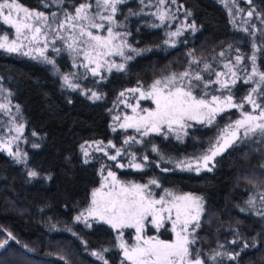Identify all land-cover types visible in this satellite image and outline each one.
Returning <instances> with one entry per match:
<instances>
[{
	"label": "trees",
	"instance_id": "1",
	"mask_svg": "<svg viewBox=\"0 0 264 264\" xmlns=\"http://www.w3.org/2000/svg\"><path fill=\"white\" fill-rule=\"evenodd\" d=\"M19 1L36 9H41L44 2ZM63 1L66 6H75L84 0ZM167 1L191 13L196 26L191 36L192 51L198 58L206 59L234 40L228 14L217 1ZM252 1L264 14V0ZM141 5L140 0L121 4L117 19L127 24L131 40L137 37L144 47L160 45L166 30L151 28ZM190 58L184 45L167 51L151 50L132 60L124 71L113 72L103 81L89 78L86 86L106 97L104 101L93 102L77 92L65 91L49 66L0 50L2 83L22 108L28 137L32 140V133H37L36 143L40 145L28 148L26 170L0 152V239L11 232L20 241L19 244L10 241L6 249L0 250L4 264H102L84 250L76 237L47 229L54 224H70L88 205L91 191L98 185L99 166L93 161L83 162L80 146L111 137L108 107L119 91L148 83L171 69L181 71L189 66ZM217 127L194 125L183 142L155 135L150 141L159 143L161 151L170 155L191 156L209 147ZM259 141L234 144L215 159L212 171H163L151 164L143 170L122 171L121 175L139 181L153 178L164 187L201 195L205 202L202 239L213 245L217 228L237 224L242 226L250 245L236 261L224 259L219 264H264V219L240 211L251 192L264 189V169L260 167L264 143ZM29 170H36L40 176L28 177ZM83 235L90 249H107L113 263L119 257L114 232L108 226L96 224Z\"/></svg>",
	"mask_w": 264,
	"mask_h": 264
},
{
	"label": "snow or ice",
	"instance_id": "2",
	"mask_svg": "<svg viewBox=\"0 0 264 264\" xmlns=\"http://www.w3.org/2000/svg\"><path fill=\"white\" fill-rule=\"evenodd\" d=\"M172 2L175 3V0H172ZM248 2L251 3V0H248ZM122 3H124V0H95L96 9L94 11L91 3H81L75 8L74 14L65 13L64 20L57 22L59 30H68L70 33L66 39L64 37L58 38L65 40L68 49L78 56H83L85 63L81 66L88 69L93 77L99 76L104 79L101 69L105 67L109 72L113 68L118 71L125 69V64L109 61L106 59L107 57L120 56L126 60L133 59L131 55H126L124 51L125 48H130V46L124 40L122 34L115 32L111 26L115 22L114 14L117 11V5ZM159 3L164 4L165 0H159ZM109 10L110 14L105 15L104 13L109 12ZM253 14V11L247 13L249 17H252ZM187 15H191V13H187ZM158 18L161 22H164L166 14L160 12ZM0 21L15 30V38L10 39L7 34L0 36V50L7 53L32 56L33 59L37 58V56L32 55L35 52L39 58H43L47 63H54L52 59L45 55V50L48 47L47 33L33 23V21H47V17L43 12L30 11L28 8L23 7L18 0H0ZM189 27L193 30L196 28L194 23ZM92 29H96L97 33L101 30L106 31L107 35L94 33ZM243 30L248 31L247 28ZM180 34V31L177 30L168 35L175 37ZM25 42L28 45L42 44V47H29L27 51H24ZM52 43L55 44V40ZM165 43L167 44L169 41L166 40ZM253 47L256 46L253 45ZM53 50L57 53L60 51L59 48ZM130 51L135 52L137 50L130 48ZM219 55L223 57L225 53L221 52ZM243 60L244 57L240 55L235 57V64L229 60L224 64L227 72H215V81L206 80L200 71L185 70L179 73L173 72L156 79L147 89H143L142 86L126 89L119 93V98H123L120 103L124 104L126 108H130L132 114H125L123 117L116 115L113 120L117 122L122 120L119 123L121 129L134 128L141 137H147L152 133L164 134L166 130L167 133L176 132V138L179 140L181 136L178 133L187 127H191L189 121L211 125L216 115L225 109H243V104L233 102L230 87V85L234 86L237 80L240 79L236 65L242 64ZM251 61L250 73L243 82L246 84L249 82L256 83V87L252 88L251 92L244 98L248 104L252 105L253 112L241 111L242 118L235 120L234 124L228 125L214 143L210 142V146L204 154L197 157L195 161H179L177 167L182 168V170H195L197 173L202 168L212 171L216 163L215 158L234 143L251 140L257 136L260 138L259 142L264 143V104L257 103L252 95L257 93L264 96V87H261V85H264V71H260L256 67L255 55H252ZM199 63L198 60L193 59L189 62V68L191 69L192 64ZM210 68L209 64H204L203 71L207 72ZM244 71H248L247 67ZM221 77H224V79H221ZM257 77L258 79H255ZM63 81L72 90L80 88L79 84L72 82L69 75L63 76ZM212 84L219 85L220 89L227 90L229 94H212L209 98V93L206 90ZM128 93L136 97L135 104L129 102L126 95ZM82 94H86L90 100H100L102 98L97 92L91 90H87ZM141 100H151L155 107L141 108ZM9 103H0V113L7 115L11 111ZM13 130L17 135L12 136L2 147L17 163H26L27 153H21L19 149L13 152L12 148L8 146L13 140L20 139L24 131V125L18 124L9 131ZM113 131H116V128H113ZM32 135L36 136L37 133L33 132ZM130 141L142 143L141 140H136L135 137H129L124 143L128 144ZM102 143L96 142L97 151H104ZM32 147L38 148L40 145L34 143ZM108 147L115 148L116 146L109 142ZM80 148L84 157H88L87 148L84 145H81ZM152 150L157 151L155 147ZM105 155H108L106 151ZM120 155L121 150L116 149L115 155H110L109 159L116 160ZM132 155L134 156V154ZM143 160L147 161L148 157L144 156ZM83 162L88 163L89 161L85 159ZM119 166L123 167V165ZM131 166L141 169L143 164L134 163ZM260 167L264 169V164H261ZM27 176L38 178L40 174L36 170H29ZM48 179H51V177L49 176ZM149 185L160 187L156 180H151L147 184L124 183L117 179L114 172L108 171L107 176L104 177V183L92 191L91 205L77 215L75 221L83 222L86 227L92 226L90 219L97 222L102 221L110 225L112 229L121 230L117 236V239L120 240L119 248L123 251L121 264H124V261L130 262V264H206V260L201 253L192 247L196 243L193 233L200 228V220L205 211L203 198L187 193L175 194L167 189L164 190V195L156 198ZM245 204L247 207H241V212L254 211L256 215L264 219V194L260 196V207H257V201L252 198L248 199ZM166 223L170 224L171 231L175 236L174 239L164 240L156 235H146V224H150L159 232L161 228H165ZM53 228H55V225H53ZM126 228L135 230V243L128 244L123 241L124 233L122 230ZM68 230L71 231V229ZM10 241L20 243L11 232H8L6 238L0 239V250L6 249ZM230 243L239 244L240 241L234 239ZM23 247L28 248L27 245H23ZM220 247L222 248L223 245H220ZM249 247L250 245L245 242L239 251L232 253L217 251L211 259L215 261L217 257L227 256L229 260L236 261L241 252ZM28 251L32 250L28 249ZM104 251H107V249H104ZM91 254L103 260V264H108L101 253L92 252ZM61 259H64V257H61ZM0 264H4L2 259H0Z\"/></svg>",
	"mask_w": 264,
	"mask_h": 264
},
{
	"label": "rangeland",
	"instance_id": "3",
	"mask_svg": "<svg viewBox=\"0 0 264 264\" xmlns=\"http://www.w3.org/2000/svg\"><path fill=\"white\" fill-rule=\"evenodd\" d=\"M127 1L129 0H124V3ZM215 1H217L227 12L231 27L233 29V32L235 33L234 34L235 37L232 42L226 44L223 48L219 49L212 56L206 59L198 58L192 51L193 41L191 40V36H193V33L196 31V28L195 30H193L191 27H189V25L193 24V22L191 20V15H187V13L189 12L186 11L183 8V6L170 4L168 3L167 0H165L164 4H160L159 0H140V2L142 3L141 11L149 18V21H150L149 24L151 28L162 27L166 30L165 35L160 45L144 47L140 43V40L137 37L132 38L131 40V33L128 31L127 24L124 22H120L117 19V14L119 12V7L121 4L117 5V11L114 14L115 22L111 26L113 27L115 32H119L122 34L124 40H126L127 44L130 46L131 49H136L137 51L135 52L130 51V48L124 49L126 55H131L133 57V59L131 60H126L124 57H120V56H110V57H107L106 59H108L109 61H115L118 64L123 63L125 64V69H126L128 64L132 60H134L136 57L140 55L150 52L151 50L163 49L167 51L170 48L184 45L188 48V52L190 53V56H191L190 59L198 60L200 63L192 64L191 69L189 68V66H187L181 71H176L174 69H171L157 76L156 78H154L148 83L141 82L134 87L125 88L124 90H121L117 93V95L113 98V100L110 102L109 107H108L111 137L108 140H92V141H87L83 143V145L85 146V148H87L89 152L88 157H84L83 155L84 160L88 159L89 162L90 161L96 162L99 166V182H98V185L92 189V191L99 188L100 185L104 183V177L107 176L108 171L114 172L117 176V179L120 180L121 182L139 183V184H147L149 183V181L156 180V179L148 178L145 181H139V180H135L131 178H125L121 175L122 171L143 170L152 164V165H156L157 167L161 168L163 171H165V169H167V171L176 169L178 171L197 173L195 170H191V171L187 169L182 170V168L177 167V163L179 161H186V162L195 161L197 157H200L209 148L208 147L207 149H205L202 153L193 154L191 156L178 157V156L170 155L167 152H162L159 143L153 142L154 140L150 141V137L155 135L157 137H160L159 139L167 140L169 138H173L176 141L183 142L187 138L188 133L191 130V128L194 125L200 124L195 121H189L188 123L191 124V127H187L186 129L178 133L181 136V139L179 140L176 138L177 136L176 132L167 133L166 130L164 134L152 133L147 137H141V135L137 133L134 128L121 129L119 127V123L122 122V120L120 122H117L113 120V117L116 115H120L121 117H123V115L125 114H128V115L132 114L130 108H126L124 104L120 103V100L123 98H119V93L122 91H125L126 89L135 88L138 86H142L143 89H147L154 82V80L167 76L173 72L179 73L185 70L200 71L206 80L211 79L215 81L216 80L215 72H227V69L224 68V64L227 63L229 60H231L233 64H235V57L237 55H240L244 57L243 63L240 65H236L237 74L240 79L237 80V83L234 86L230 85V87H231V94L233 95V102L237 104H243V109L242 110L237 109V108L225 109L223 112H220L216 115L215 120L213 121L211 125H218L217 127L218 130L216 131V134L214 135L211 142L214 143L220 137L222 131L228 125L234 124L235 120L242 118L241 111L253 112L252 105L248 104L244 98L251 92L252 88L256 87V83L249 82L246 84L243 82V80L246 79L250 73V70L252 67V61H251L252 55L256 56V67L260 71H264V14L259 12L256 9V7L253 6L252 0H251V3H249L248 0H215ZM18 2L23 7L28 8L30 11L43 12L44 15L47 17L46 22L45 21H33V23L34 25L41 27L43 32L47 33L48 47L45 50V55L49 59H52L54 63L53 64L47 63L46 61L43 60V58H39L38 54L35 52H33L32 55L37 56L36 59H33L32 56H24L20 53H14V54H17L19 56H22V57L31 59L33 61H36L38 63L49 66L52 72L59 78L62 88L65 91L77 92L81 96L87 98L88 100H90L88 96L82 93L87 90L95 91L102 98L100 100H90V101H93V102L104 101L106 99L105 95L99 93L97 90L93 88L86 86L85 81L89 78L96 79L98 81H103L105 77L109 76L111 73L120 72V71L113 68L111 72H109L107 70V67H105L101 69V73L104 79H101L99 76L93 77L91 75V72L88 71V69L81 66L83 63H85L83 56L82 55L78 56L75 52L68 49L67 44L65 43V40L58 38V37H64L66 39L68 35L70 34L68 30L58 29L57 22L64 20L65 13L74 14L75 8L78 7L81 3H91L92 10L94 11L96 9L95 0H84L76 4L75 6H71L72 4H70V6L68 5L66 6L63 0H44V2L42 3L41 9L30 8L22 4L19 0ZM248 11L254 12L252 17H249L247 15ZM160 12H164L166 14V19L164 22H161L158 18ZM104 14L105 15L110 14V10L109 12H105ZM106 26H108L107 23H106ZM245 28L248 29L247 32L243 30ZM177 30L180 31L181 33L180 35L175 36V37H170L168 35L169 33L175 32ZM92 31L94 33H97L96 29H92ZM5 34L9 35L10 39L15 38V30L10 28L8 25H4L3 22L0 21V36L5 35ZM97 34L107 35L106 31H103V30L99 31ZM53 40H55V44L52 43ZM166 40H168L169 43L166 44L165 43ZM25 45L26 46L24 48V51H27L29 47L31 48L42 47V44L28 45L27 42H25ZM253 45H255L256 47L254 48ZM54 48H59L60 51L57 53L56 51L53 50ZM237 49H239V51H237ZM221 52L225 53L223 57L219 55ZM204 64H209L211 66L209 71L207 72L203 71ZM245 67H247L248 69L247 72L244 71ZM65 75H69L72 82L79 84L80 88L77 90H72L68 88L64 84V81H63V76ZM221 79H224V77H221ZM255 79H258V77ZM261 87H264V85H261ZM206 91L209 93V98L212 94H215V95H228L229 94L227 90L220 89L219 85L217 84H212L210 88L207 89ZM126 95L130 103H133V104L136 103L135 96H133L130 93ZM136 95L138 96V94ZM252 95H253V99H255L257 103L264 104V96L259 95L257 93H253ZM0 103H9V107L11 109V111L7 115L0 113V152L9 156L7 151L2 147V145L5 142H7L12 136L17 135V133L14 130L13 131H9V130L14 129L15 126L18 124H23L24 131L20 139L13 140L11 144L8 146L12 148L13 152L19 149L21 153H27L26 163H17L13 159V157L9 156L16 164L22 166L26 170L27 162H28L27 150L28 148H33L32 145L36 143L37 136L31 135L32 140L28 137L26 120H25V116L23 114L22 108L17 102L14 101L11 91L6 86H4L1 78H0ZM17 106H19L18 109H17ZM140 106L141 108H154L155 107V105L152 103L151 100H141ZM203 125L211 126L206 123H204ZM113 128H116V131H113ZM129 137H135L136 140H141L142 143H135V142L130 141L128 144H125L124 141L128 139ZM252 139H260V138L257 136V137H253ZM98 141L103 142L102 146L104 147V151L96 150L97 148L96 142ZM109 142H111V144H114L116 147L115 148L108 147ZM153 147H155L157 151L154 152L152 150ZM116 149L121 150V155L118 156L116 160L109 159L110 155H115ZM105 151L108 153V155H105ZM132 154H134V156ZM144 156L148 157L147 161L143 160ZM134 163H141L143 164V167L141 169H136L131 166ZM262 164H264V161ZM119 165H123V167H120ZM204 171H207V170L202 168L201 171L198 173H201ZM157 183L160 185L159 188L155 187L154 185H149V187L153 191L156 198H159V196L164 195L165 189L171 190L175 194L187 193V194H191L194 196L202 197L199 194L189 193V192H180L174 188L164 187L159 183V181H157ZM261 194H264V189H256L255 191L250 193L248 199L250 198L255 199L257 201V207H260ZM90 205H91V194H90L88 205L84 209L80 210L74 216V219L70 224L68 225L54 224L55 228H53V225H51V226H47V229L50 232H54V231L63 232V233H67V234H70L76 237L77 240L80 242L81 246L84 248V250L91 256H93L91 254L92 252L101 253L104 259L108 261V264H121V261L123 260V251L122 249L119 248L120 240L117 239L118 232L121 230L112 229L110 225L102 221L97 222L95 220L90 219V223L92 225L91 227H86L83 222L75 221V217L79 215L82 211H85ZM244 207L246 208L247 205L245 204ZM204 209H205V202H204ZM249 213L252 215H256L254 211L249 212ZM204 214H205V211L202 214V217L200 220V225H201L200 228L196 229L195 232L193 233V235L196 238V243L192 247L201 253L202 257L206 260V264H219L221 260H224V259L227 260L228 259L227 256L217 257L215 261H213L211 257L215 255L217 251L221 253L223 252L232 253L234 251H239L242 248L243 243L245 242L247 243V239L245 238L246 235L243 234V228L241 225L232 224V225L222 226V227L217 228L214 231L213 245H208L207 242L204 241L201 236V232L204 229V225L202 222L204 218ZM96 224H104L108 226L114 232L116 246L119 251V254H118L119 257L115 260L114 263L111 257L108 256L107 251H104V249L101 251H97V250H92L88 247V242L86 238L84 237L83 233L84 231L91 229ZM68 229H71V231H69ZM122 231L124 233L122 239L125 243H128V244L135 243V230L134 229L126 228V229H123ZM145 232H146V235L148 236L156 235V236H159V238L164 239V240H172L175 238L174 233L171 231L170 224H167V223H166L165 228H161L159 232H157L156 229L153 228L150 224H146ZM234 239H238L240 243L239 244L230 243V241ZM220 245H223V247L221 248ZM93 257L98 259L96 256H93ZM98 260L103 264V260H100V259ZM124 264H130V262L124 261Z\"/></svg>",
	"mask_w": 264,
	"mask_h": 264
}]
</instances>
